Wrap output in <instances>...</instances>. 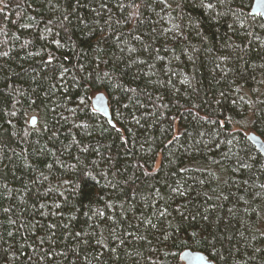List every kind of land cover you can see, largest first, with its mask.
Returning <instances> with one entry per match:
<instances>
[{
    "label": "trees",
    "instance_id": "1",
    "mask_svg": "<svg viewBox=\"0 0 264 264\" xmlns=\"http://www.w3.org/2000/svg\"><path fill=\"white\" fill-rule=\"evenodd\" d=\"M209 2L0 0V264H264V21Z\"/></svg>",
    "mask_w": 264,
    "mask_h": 264
},
{
    "label": "water",
    "instance_id": "2",
    "mask_svg": "<svg viewBox=\"0 0 264 264\" xmlns=\"http://www.w3.org/2000/svg\"><path fill=\"white\" fill-rule=\"evenodd\" d=\"M249 13L252 16L260 17L264 21V0H252ZM91 103L93 108L100 115L105 117L110 125H113L108 99L106 96L102 92H99L93 95ZM33 120L35 121L34 123ZM36 123L37 117L32 116L29 120L30 126H35ZM247 140L254 146V148H256L257 151H259L262 156H264V141L259 135L250 131L247 135ZM179 259L183 264H215L205 253L189 248L181 251Z\"/></svg>",
    "mask_w": 264,
    "mask_h": 264
},
{
    "label": "snow or ice",
    "instance_id": "3",
    "mask_svg": "<svg viewBox=\"0 0 264 264\" xmlns=\"http://www.w3.org/2000/svg\"><path fill=\"white\" fill-rule=\"evenodd\" d=\"M161 2H163V0H161ZM224 2H225V0H220L221 4H223ZM48 3L51 4V0H48ZM67 6H68V8L72 9V11L66 12V14L63 15V20L61 21V23H63V21H67L70 24L71 23L70 16L75 14L76 9L81 6V0H75V4L72 3V0H67ZM121 7H123V5H121ZM200 7L205 8V9H213L215 7V5L213 3H210V2L205 3V0H200ZM79 19L82 20V18H79ZM49 23H51V21H49ZM57 43H59V42L57 41ZM0 55L7 56L8 53L4 52V53H0ZM52 62H53V58L49 57L47 63L51 64ZM81 68H83L82 65H81ZM64 71H67V69H64ZM61 75H63V73H61ZM52 87H55V85H53ZM131 91H135V89H131ZM34 122L35 121L33 120V123ZM173 139H175V137ZM4 211L8 212L9 209L6 208V209H4ZM164 214H165L164 212H160L161 216H163ZM147 223L151 224V221L148 220ZM151 226L155 227L154 224H152ZM9 235H11V233H9ZM80 235H81L80 233H76V236H80ZM85 243H87V241H85ZM98 243H99V241H98ZM113 251H114V249H113Z\"/></svg>",
    "mask_w": 264,
    "mask_h": 264
},
{
    "label": "bare ground",
    "instance_id": "4",
    "mask_svg": "<svg viewBox=\"0 0 264 264\" xmlns=\"http://www.w3.org/2000/svg\"><path fill=\"white\" fill-rule=\"evenodd\" d=\"M97 94V93H96ZM104 94V93H103ZM95 95V94H94ZM105 95V94H104ZM93 97V96H92ZM107 98V97H106ZM90 104H91V107H92V109L94 110V111H96L94 108H93V106H92V103H91V101H90ZM97 112V111H96ZM30 120V119H29ZM110 124V123H109ZM247 135H248V133H247ZM247 135H246V138H247ZM256 149V148H255ZM259 152V151H258ZM181 253V252H180ZM180 255V254H179Z\"/></svg>",
    "mask_w": 264,
    "mask_h": 264
}]
</instances>
